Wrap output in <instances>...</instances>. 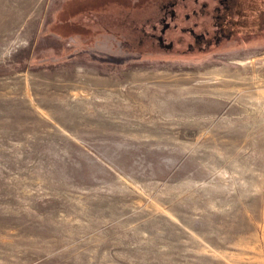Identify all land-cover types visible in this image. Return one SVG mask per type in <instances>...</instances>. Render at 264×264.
Segmentation results:
<instances>
[{"label": "rangeland", "instance_id": "obj_1", "mask_svg": "<svg viewBox=\"0 0 264 264\" xmlns=\"http://www.w3.org/2000/svg\"><path fill=\"white\" fill-rule=\"evenodd\" d=\"M264 0H0V264H264Z\"/></svg>", "mask_w": 264, "mask_h": 264}, {"label": "trees", "instance_id": "obj_2", "mask_svg": "<svg viewBox=\"0 0 264 264\" xmlns=\"http://www.w3.org/2000/svg\"><path fill=\"white\" fill-rule=\"evenodd\" d=\"M262 16H264V13H262Z\"/></svg>", "mask_w": 264, "mask_h": 264}]
</instances>
